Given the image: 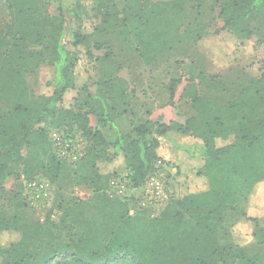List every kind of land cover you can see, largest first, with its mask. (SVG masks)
Masks as SVG:
<instances>
[{
    "label": "trees",
    "instance_id": "16d2710c",
    "mask_svg": "<svg viewBox=\"0 0 264 264\" xmlns=\"http://www.w3.org/2000/svg\"><path fill=\"white\" fill-rule=\"evenodd\" d=\"M206 1L217 7L214 14L205 10L193 21L185 20L184 10L194 2L201 7L202 0H123L121 9H100L101 4L95 15L99 20L89 26L88 17L74 5L70 14L75 26L65 44L63 6L52 17L47 0H7L11 21L0 31V101H8L10 108L0 112V192L10 177L22 179L23 185L19 211H0V237L20 233L18 240L0 241V262L5 257L11 264H264V251L246 249L256 238L255 230L246 241L228 245L218 237L227 212L240 215L232 234L239 223L262 218L248 209L258 187H264V74L245 81L238 75L231 82L205 71L192 75L183 96L195 114L184 123L170 124L136 123L129 114L135 92L120 75L125 67L121 55L128 53L154 69L161 56L178 46L184 56L190 53V44L198 45L210 28L217 61L244 71L245 60L253 54L252 37L260 36L264 43V0ZM217 20L221 27L215 25ZM229 50L230 55H222ZM82 60H88L89 67L84 68L87 76L78 80ZM43 66L51 71V89L32 92L25 73ZM70 91L76 94L67 107L64 100ZM119 118L128 120L130 131L119 128ZM52 130L80 133L86 142L80 161L71 164L57 155ZM159 159L169 168L175 187L161 211L131 213L134 196L109 195V182L118 171L101 172V162L120 160V174L140 188ZM195 169L202 182L192 178ZM68 172L94 196L82 202L80 233L71 232L74 227L65 221L72 204L56 194L57 183ZM36 177L53 184L54 204L58 202L62 214L57 220L49 215L43 222L36 220L32 233L21 222L22 210L34 212L24 201L23 181ZM62 228L67 230L64 236Z\"/></svg>",
    "mask_w": 264,
    "mask_h": 264
},
{
    "label": "rangeland",
    "instance_id": "374dc122",
    "mask_svg": "<svg viewBox=\"0 0 264 264\" xmlns=\"http://www.w3.org/2000/svg\"><path fill=\"white\" fill-rule=\"evenodd\" d=\"M47 11L49 15L52 17H56L59 15L60 10L59 6H63L65 9L64 15L67 17L64 23V36L62 41L67 44L70 40V31L75 26V19L71 16L70 10L74 7V5H79L83 16H86L89 24H92V22H95V20H99L96 18V11L98 10L99 6L100 9H103V5H107L109 7H118V8H124L125 3L123 0H62L63 2H60L59 0H47ZM156 1V0H155ZM79 3V4H77ZM198 2L190 3L186 6L184 12L186 14L185 20L186 21H193L195 17L202 11H211L212 14H214V11L217 7L214 6L213 3L210 1L202 0L201 7L198 8ZM210 12V13H211ZM11 21V13L8 8L7 0H0V31L5 27V25ZM203 23V22H202ZM205 25H208V21L204 22ZM222 21L217 20L216 24L218 27L222 26ZM88 29H91V26L88 27ZM262 37L260 36H253L250 45L253 49V54L248 57L247 60H245V64L247 65L246 69L244 71L235 69L238 68L237 65H229L225 63H220L217 61V53H216V43L215 38L212 33L209 34L208 37L204 38L203 41H201V44L208 50V54L210 56V59L212 60L214 67L210 69V72L214 73L215 75H218L217 73L224 71V74L226 73L227 80L231 82L234 78H236L238 75H240L241 80L245 81L247 78H251L254 76H261L264 74V43H261ZM33 49H39V46H32ZM96 54H102L103 51H95ZM222 55H230V50L228 53L226 51H223ZM189 58V57H188ZM188 58H180V63L177 67H181L188 61ZM121 61L123 62V65L125 67L120 72V75L122 77L127 78L129 80L130 89H133V92H135L136 95L146 91H150L151 88H148L149 84L152 83L148 81L149 75H160L162 74L161 66H154V69H150L148 66H143L142 63L136 59L132 58L128 53L123 54L120 56ZM131 65L130 67H128ZM140 65V66H139ZM89 67L88 60H82L77 68V77L78 80L82 79V77H86L87 73L84 71L85 67ZM171 67H169L170 69ZM165 73V72H164ZM27 83L29 85V88L32 92H37L40 94H45L50 91V87L48 86L47 82L51 77V71L49 67H31L29 68L25 73ZM224 76V75H223ZM154 84V83H153ZM152 85V84H151ZM182 86L180 85L179 89ZM148 88V89H147ZM92 91L96 90L95 86L91 87ZM76 91H70L65 95L64 104L67 107L72 106L73 103V97L75 96ZM10 108V104L8 101H0V112H6ZM47 124L45 127H49V120H47ZM91 123L93 124L94 121L92 120ZM53 126V125H51ZM78 135L80 133H77ZM123 165H121L120 160L116 161H109V162H101L99 164V168L101 172L103 173H109V172H115L118 171V174L122 172ZM196 169L191 174L192 178H195L197 183L202 182L204 180L203 177L197 176ZM84 173L86 171H83ZM75 175L73 173H66L62 180L57 183V191L59 198L65 201H69V204H72L70 206V209L65 214V221H67V225H72L74 228L71 230L73 233H80V228L82 227V202L91 200L94 196L92 195V190L90 187L85 184L82 180H79L78 182L74 179ZM22 179H18L16 177H10L4 181V190L0 192V211H5L7 213H13L16 210L17 204L20 203L19 199V192L21 190ZM172 189L175 191V187L172 184ZM58 203V202H57ZM57 203H55L53 206L54 213L56 215L55 220L59 218V216L62 214V211L56 207ZM58 206V205H57ZM23 211V212H22ZM21 215V222L23 224H27L28 227H31L32 233L34 232V229L32 225L35 224L36 220H41V216L36 211L31 212L28 210H22ZM53 213V212H52ZM248 213L250 215L257 214L262 216L256 223L251 222H241L238 224L237 229L233 230V234L230 231V228L238 223L240 219V215L235 212H227L225 215V225L222 226V229L219 232V241L222 245H228L231 244L233 241L237 240H243L246 241L248 239V236L252 231L255 230L256 232V238L253 239L249 245L246 247L247 251L250 253H256L260 251H264V187H258L257 193H255L250 201ZM19 214V213H17ZM49 214H47L48 216ZM52 214H50L48 217H51ZM46 216V218H47ZM67 233V230L65 228H62V235L64 236ZM20 238V233L16 231H10L5 232L1 235L0 241L3 244H8L11 241L18 240ZM0 264H11L8 258L2 257V260ZM53 264H56L53 262Z\"/></svg>",
    "mask_w": 264,
    "mask_h": 264
},
{
    "label": "crops",
    "instance_id": "0c3cea01",
    "mask_svg": "<svg viewBox=\"0 0 264 264\" xmlns=\"http://www.w3.org/2000/svg\"><path fill=\"white\" fill-rule=\"evenodd\" d=\"M209 31L213 33L214 28H210ZM201 41L198 45L191 43L190 53L186 52L187 55L185 56L184 48L178 46V48L166 52L164 56L158 59L162 74L148 76V81L152 82L148 88L152 87V89L138 95L135 94V96L132 95L130 99L129 114L136 123H142L146 120L161 121L167 124L171 122L184 123L195 114L187 99L183 96L184 89L188 84L187 78L192 75L197 77L201 71L214 74L210 72V69L215 68L208 50L201 44ZM186 49L188 51V48ZM183 57H189V60L181 67H177L176 62ZM169 67L171 68L169 69ZM230 68H233L232 70L237 69ZM217 74L226 79L224 71ZM176 80L178 82H175ZM196 82H199L198 78H196ZM180 85L182 87L179 89ZM172 86L174 89L171 91ZM128 123L126 119L119 118L116 120V124L124 132L131 130Z\"/></svg>",
    "mask_w": 264,
    "mask_h": 264
},
{
    "label": "built area",
    "instance_id": "2783aa9c",
    "mask_svg": "<svg viewBox=\"0 0 264 264\" xmlns=\"http://www.w3.org/2000/svg\"><path fill=\"white\" fill-rule=\"evenodd\" d=\"M49 136L55 152L61 159L75 164L84 156L86 142L81 135L52 130ZM23 183L25 203L40 214L42 221H45L47 214H52V219H55L54 186L50 180L36 177L24 179ZM108 192L111 197L134 196L136 207L131 209V213L136 209H150L156 214L170 201L174 190L169 180V168L159 159L154 171L140 188L133 187L126 174L119 173L110 180Z\"/></svg>",
    "mask_w": 264,
    "mask_h": 264
}]
</instances>
